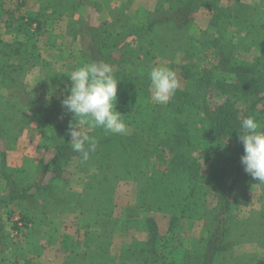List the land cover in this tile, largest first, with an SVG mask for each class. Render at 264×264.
Returning a JSON list of instances; mask_svg holds the SVG:
<instances>
[{
	"label": "rangeland",
	"instance_id": "obj_1",
	"mask_svg": "<svg viewBox=\"0 0 264 264\" xmlns=\"http://www.w3.org/2000/svg\"><path fill=\"white\" fill-rule=\"evenodd\" d=\"M136 1L0 0V53L22 45L21 54H12L8 64L19 68L22 86L33 91L37 101L55 116H62L61 101L68 95L70 84L67 76L80 62L81 37L86 26L93 27L94 33L100 32L104 24L106 28L101 30L126 32L127 27L143 25L149 13L156 9L178 5V0H142L146 8L138 10L130 7ZM189 17L184 27L179 23L158 26V38L163 37L161 44L139 53V61L112 65L113 72L122 73L117 77L116 110L124 115L127 134L83 129L96 139V150L107 162L99 167L90 157L87 161L79 156L68 157L64 180L53 182L55 193L58 190L64 199L58 211L47 217L46 224L33 219L34 222L27 224L22 222L24 227L17 230L15 219L20 220L25 204L14 201L0 205V242L5 241L0 243V264L2 260H13L11 256H15L18 264H146L142 258L131 256L136 243H144L138 241L140 236L134 230H146L148 239L146 217L155 220L159 234L166 238V249L162 252L166 256L164 264H199L206 238L204 221L180 219L174 232L179 235L170 234V215L152 206L151 195L154 189L161 188L159 184L154 187L156 180L152 173H162L166 181L169 177L172 181L175 177L194 180L205 173L215 144L205 135L207 116L203 107H216L225 97H231L240 110L249 103L247 95L251 88L234 84V74L227 70L231 67L230 59L247 62L255 52L252 45L236 35L240 20H250L261 34L259 39L264 40V0H196ZM31 19L42 24L40 30L27 25ZM129 41L125 39L121 44ZM161 65L175 71L179 82L175 95L166 105L155 103L149 91L148 72ZM10 83L8 75H0V116L7 117L9 106L20 103ZM257 109L263 111V118L264 98ZM23 110L32 115L29 109ZM37 122L30 118L28 129L15 142H10L13 147L5 153L9 167L26 166L21 179L29 175L32 162L54 152L51 142L42 138L44 134L36 133ZM3 142L0 137V147L4 146ZM184 155L186 158L180 161ZM124 160L130 163L127 173ZM137 160L142 172L130 178L128 173ZM92 176L96 178L93 182ZM91 185L95 190L90 191L91 195L85 194ZM229 185L230 180L215 181L212 187L200 191V200L212 209L217 201L215 193L226 192ZM263 187L251 178L249 186L236 193L230 218L232 228L249 218L263 216ZM6 190L0 178V196L5 195V199ZM68 192L72 196L67 197ZM103 197L112 203L111 217L103 216L98 226L93 225L97 218L88 212L98 211ZM166 205L171 206V202ZM166 205L161 202L159 207L166 211ZM50 227L59 230L56 246L48 239ZM16 230L17 236L12 237ZM67 232L71 238H81L70 247L69 255L61 249L63 246L67 249ZM248 240V233L243 234V243L233 249L227 264H264V246ZM82 242L85 245L81 246ZM151 262L150 259L147 264Z\"/></svg>",
	"mask_w": 264,
	"mask_h": 264
},
{
	"label": "trees",
	"instance_id": "obj_2",
	"mask_svg": "<svg viewBox=\"0 0 264 264\" xmlns=\"http://www.w3.org/2000/svg\"><path fill=\"white\" fill-rule=\"evenodd\" d=\"M195 2L196 0H178V5L174 8L156 9L149 13L143 25L127 27L129 29L126 32L114 33L106 29L101 30L106 28L105 25L107 24H104L99 29L100 32L97 33L95 30L94 33L93 27L88 28L86 26L84 28L85 35L81 37L82 56L74 69L85 63L100 60L111 65L119 64L121 61L131 63L139 61V53L145 51L147 47L152 49L157 43L161 44L163 37L161 40L158 38L159 30L157 27L167 23H179L181 27H184L190 21L191 7ZM233 4L232 2L231 8ZM27 25L29 27L35 25V30H40L42 24L36 19H31ZM236 27L238 38L247 42V45H252L251 47L255 52L251 60L247 62L234 58L230 59L231 67L227 72L234 74V84L239 85V87L251 88L250 94L245 92L250 99L249 103L245 109L240 110L231 97H225L223 102L216 107H203V109H206L205 115L207 116L205 135L208 136L209 141L215 144V148L210 152L208 168L201 177L194 180L191 177L188 179H177L175 177L173 183L172 177H169L166 181L163 180L165 177L162 173L157 171L152 173L156 180L153 183L154 187H158V184L161 187L154 189L151 195L152 206L170 215V234L175 235L174 237L179 235L178 232H174L176 223L180 219L204 221L206 238L203 251L200 254L199 264H227L231 252L237 244H240L243 234L248 233V241H253L258 246H264V206L261 218H249L241 223V226H238L239 228H232L230 223L234 205L233 198L236 193L242 192L249 186V179L252 178L243 171L240 163V157L244 154L243 145L238 139L241 131L240 123L245 117L252 116L264 126V117H261L263 111L257 109L261 99L264 98V40L259 39L261 34L259 31L257 32L250 20L242 19L236 24ZM125 39H131V41L122 45L121 41ZM21 48L22 45H19L12 51L8 50L0 53V75H8L11 78L10 88L16 91V96L20 102L18 106H9L7 117L0 116V137L4 140V146L0 147V178L4 182L8 195L7 199L4 198L5 195L0 196V205L21 201L25 204L20 218L24 224L34 222L33 219H37L40 224H46L47 217L58 211L64 199V194L58 195L60 193L58 190L57 194L55 193L53 182L64 180L65 167L69 156H81L70 150L69 146V125L72 122L73 124L76 123L75 120L73 121L72 114L64 109L62 116H55L52 110L37 101L33 91L28 90L26 85L22 86L19 78V68L8 64L7 61L10 60L12 54H21L20 52L23 51ZM8 68H10V71H8ZM119 74L122 73L117 74L114 72L116 78ZM25 108L32 111V115L27 114L23 110ZM30 118L33 121H38L36 133L38 135L44 134L42 138L51 142L50 146H52L54 152L45 158L32 162L28 167L29 175L27 178L21 179L20 176L26 173V166L9 167L5 162V153L13 147L10 142H15L21 136L22 131L28 129ZM126 152L127 149H125ZM89 157L92 158V161L97 162L99 167L107 162L106 157H102V153L96 149L89 154ZM185 158L186 155L181 156L179 159L181 161ZM124 161H126L124 172L127 173L130 163L127 160ZM134 162L131 171L128 173L130 178L142 172L139 161ZM175 166L176 164L173 165L174 171L177 168ZM178 167L182 168L181 165H178ZM90 179L93 182V179L96 178L92 176ZM222 180H230L229 188L226 192L215 193V196H217L216 204L212 209H208L206 204L200 200V193L202 195L200 191L205 190L206 187H212L215 181ZM92 190H95L93 185L90 186L89 190L86 189L85 194ZM91 194L92 192L89 193V195ZM103 199L101 206H98L99 209L97 207L98 211L88 212L97 218V220H94L93 225L98 226L100 223L99 218L103 219V216L106 217L104 219L111 217L109 212H111L112 203L107 197H103ZM171 199H175V202ZM161 202H163V206L171 202V206L166 205V211H164V208L159 207ZM171 209L173 210L171 211ZM37 213L40 214L39 218L36 217ZM145 221L148 229V239L144 243H136V248L131 256L142 258V262L146 264L150 259L152 264H164V257L166 256L162 252L166 249V238H162L159 234L157 224L152 217H146ZM236 233L240 235H235ZM1 241L0 243L4 244L5 241L3 239ZM11 257L13 260H2L1 264L19 263L15 256Z\"/></svg>",
	"mask_w": 264,
	"mask_h": 264
},
{
	"label": "clouds",
	"instance_id": "obj_3",
	"mask_svg": "<svg viewBox=\"0 0 264 264\" xmlns=\"http://www.w3.org/2000/svg\"><path fill=\"white\" fill-rule=\"evenodd\" d=\"M67 77L70 87L61 106L76 121L69 125V144L83 161H87L97 142L83 129L99 128L111 134H127L124 115L116 110L119 80L113 66L103 60L85 63ZM148 79L151 99L160 105H166L179 87L175 71L162 65L152 67ZM240 129L238 139L243 145L244 154L240 157L243 171L264 185V126L254 117L247 116L241 121Z\"/></svg>",
	"mask_w": 264,
	"mask_h": 264
},
{
	"label": "crops",
	"instance_id": "obj_4",
	"mask_svg": "<svg viewBox=\"0 0 264 264\" xmlns=\"http://www.w3.org/2000/svg\"><path fill=\"white\" fill-rule=\"evenodd\" d=\"M126 5H129V3L128 2H126ZM116 6H119L118 4L117 5H115L114 6V8H116ZM129 7V6H128ZM131 8H137L138 10H142L143 8H146V5L144 4V2H142V0H137L136 2H134V3H132V5L130 6ZM129 7V8H130ZM115 10V9H114ZM68 195H67V197H70V196H72L71 195V193L70 192H68L67 193ZM70 194V195H69ZM77 213V211L74 213V214H76ZM53 226V225H52ZM49 232H48V239H52V241H53V243H54V246H56L57 245V235H58V231L59 230H57V229H55V228H53V227H50L49 228V230H48ZM134 232H135V234L136 235H138V236H140V238H139V240L138 241H140V242H145L146 240H147V232H146V230H140V231H135L134 230ZM77 233H78V231H77ZM67 235H68V232L66 233ZM71 234H73V233H71ZM78 235V234H77ZM69 236V235H68ZM77 239H81V238H79V237H70L69 236V239H68V246H67V249L63 246L61 249H64V251L67 253V255H69L70 254V251H69V249H70V247H72L74 244H75V241L77 240ZM49 240V241H50ZM74 243V244H73ZM80 245L82 246V245H85V244H83V242L82 243H80ZM95 249L97 250V247H98V242L95 244ZM57 248V247H56ZM55 248V249H56ZM86 249V251L87 250H90V248H84V250ZM60 250V249H59ZM99 250V249H98ZM41 258L42 257H40V259L38 258V262H41ZM53 258L54 257H52V260H53Z\"/></svg>",
	"mask_w": 264,
	"mask_h": 264
},
{
	"label": "built area",
	"instance_id": "obj_5",
	"mask_svg": "<svg viewBox=\"0 0 264 264\" xmlns=\"http://www.w3.org/2000/svg\"><path fill=\"white\" fill-rule=\"evenodd\" d=\"M16 225H17V230H19L20 228L24 227V224L22 223L21 220L19 219H15ZM17 230L14 233V235H12V237L17 236Z\"/></svg>",
	"mask_w": 264,
	"mask_h": 264
}]
</instances>
